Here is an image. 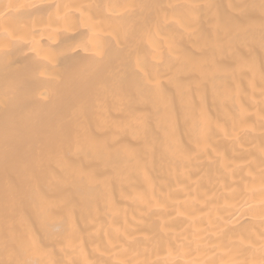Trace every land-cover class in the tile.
<instances>
[{
  "label": "bare ground",
  "instance_id": "obj_1",
  "mask_svg": "<svg viewBox=\"0 0 264 264\" xmlns=\"http://www.w3.org/2000/svg\"><path fill=\"white\" fill-rule=\"evenodd\" d=\"M0 264H264V0H0Z\"/></svg>",
  "mask_w": 264,
  "mask_h": 264
}]
</instances>
